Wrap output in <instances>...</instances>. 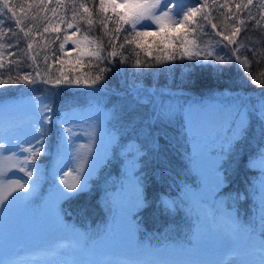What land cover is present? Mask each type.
Here are the masks:
<instances>
[{
	"label": "trees",
	"instance_id": "16d2710c",
	"mask_svg": "<svg viewBox=\"0 0 264 264\" xmlns=\"http://www.w3.org/2000/svg\"><path fill=\"white\" fill-rule=\"evenodd\" d=\"M181 2L187 7L198 6L189 0ZM9 3L15 7V16L6 10L0 12V18L5 21L0 25V44L13 47L0 49L3 53L0 62L4 64L0 79L31 73L35 83H25L21 79L18 84L0 85V114L21 101L41 95L46 97L52 109L50 118L54 123L53 129L47 131L51 144H44L38 154L30 155L41 167L35 190L24 200V207L30 210L31 217L37 216L47 197L56 189L51 172L55 155L52 151L65 147L62 118L72 109L97 105L103 111L105 132L113 133L115 138L108 156L89 177L87 187L74 190L57 202L60 220L82 231L83 248H94L101 240L111 238L112 222L118 214L115 193L121 190L127 175L128 158L135 155L138 165L133 172L145 200L144 206L131 215L135 246L139 250L155 248L158 256H164L171 247L197 251L203 241L196 231L204 222L190 191L199 183L197 155L192 149L199 134L188 126L187 107L192 103L202 106L213 100L235 105L247 103L250 108L247 121L225 130L228 133H224L220 143L223 156L218 168L222 183L213 193L210 222L215 228L217 216L222 211L232 212L235 228L248 239H254L250 252L255 256L264 239V216L259 209L258 192L262 170L254 163L264 153V116L261 115L264 76L259 77L260 84H253L251 79L264 71V0H252L247 8L239 9L236 6L248 4V0H200L208 7L197 15L191 26L203 25V31L207 33L200 35L197 31L195 34L202 56L211 50L228 59L232 49L243 44L239 55L242 59L246 56L250 62L251 76L245 74L244 66L239 62L224 71L217 70L214 57H209L211 64H196L179 58L157 64L155 55L159 53L155 49L152 57L140 53V59L151 66L137 67L136 57L132 54L134 46L129 45L123 50L119 47L125 33L121 32L117 39L116 25L112 21L107 22V27L98 22L101 19V15H97L99 0H9ZM38 4L42 6L37 8L35 5ZM80 4L92 10L94 23L91 26L87 24L88 14L79 7ZM16 19L21 21L24 31L29 32L27 37L15 24ZM9 27L12 32L7 31ZM235 28L241 31L234 38L235 43L228 44L223 36H231ZM65 35L71 36L75 43L70 47L65 43V50L61 51L60 44ZM193 35L189 31L188 39L191 40ZM110 40L116 41V50L123 51L128 62L121 63L119 55L108 56L113 47ZM28 43L32 44L30 50ZM96 43L103 46V61L89 54L96 51ZM248 49H254L255 55ZM57 56L63 61L66 74L82 79L85 74H90L89 83L57 86L37 78V67L42 76L48 72L46 64L52 66L53 78L59 76L61 64L55 62ZM45 57L49 58L47 62ZM12 60L19 63L11 65ZM9 68L13 70L9 72ZM99 68L107 69L104 78L91 84ZM165 100L172 101L168 115L162 113ZM163 195L171 198V206L162 201Z\"/></svg>",
	"mask_w": 264,
	"mask_h": 264
},
{
	"label": "rangeland",
	"instance_id": "374dc122",
	"mask_svg": "<svg viewBox=\"0 0 264 264\" xmlns=\"http://www.w3.org/2000/svg\"><path fill=\"white\" fill-rule=\"evenodd\" d=\"M154 27L147 30H154ZM68 34L71 35L70 32ZM66 44L68 47L72 46V39ZM162 104L165 109L163 115H168L172 101L165 100ZM44 105H48L46 97L33 96L0 114V195L8 186L15 187L17 181L28 188L27 192L17 189L8 200L17 195L27 197L38 184L41 167L30 155L37 149L41 150L44 144H51L52 139L47 131L54 126L52 118L44 122L41 116L42 112L44 116H51V112L43 109ZM249 114L247 103L235 105L228 101L213 100L202 106L192 103L187 107L189 126L199 134L193 144V151L197 155L200 183L191 193V198L195 200L203 218V226L198 231L203 242L198 253L172 247L167 250L166 259H161L157 257L155 249L151 251L147 247L137 250L134 244L131 215L145 203L141 186L133 172L138 165L135 155L128 158L127 175L123 179L121 190L115 195L118 214L112 222L114 234L111 238L103 240L94 250H85L81 246L82 231L71 228L60 220L57 202L70 192L87 187L89 177L108 156L109 147L115 138L113 133L105 132L102 108L95 105L72 109L63 122H60L65 125L60 126L62 130L69 129L63 137L67 141L66 146L52 151L55 155L62 152L54 157L53 167V172L60 178V185L47 197L35 218L24 207L25 199L14 201L0 214V264H218L222 259L223 264H261L260 249L255 256L252 255L250 249L254 239H248L245 233L235 228L232 212L222 211L217 216L215 228L210 222L213 193L222 183L218 168L223 156L219 148L222 137L224 133H228L225 130L243 125ZM41 125L43 135L35 131ZM37 140L40 142L37 143ZM21 148L28 151H21ZM262 156L264 154L254 162L263 168L258 182L259 209L263 217ZM25 160L28 162L25 163ZM21 167L27 171L35 169L33 176L29 178L26 172L20 171ZM72 184L75 188L69 191L68 185ZM142 256V261L137 260Z\"/></svg>",
	"mask_w": 264,
	"mask_h": 264
},
{
	"label": "snow or ice",
	"instance_id": "6c2138e0",
	"mask_svg": "<svg viewBox=\"0 0 264 264\" xmlns=\"http://www.w3.org/2000/svg\"><path fill=\"white\" fill-rule=\"evenodd\" d=\"M189 3L196 4L198 6L191 7L188 6L187 10H185V4L179 2V0H99V4L97 6V15H101L99 23H102L105 27H107V22L112 21L116 25L115 33L117 39L119 38L121 32H124L125 35L123 37V43L119 45L120 49L123 50L129 45H133L132 54L135 55V65L137 67H150L151 64L147 62H143L140 59V53L143 52L146 57H152L154 54V49L159 54L155 55V61L157 64L164 63L165 61H175L178 58L181 60L187 59L190 61H195L196 64H211L212 61L209 60V57H214L217 61V70L224 71L231 65L236 62L244 66L245 74L247 76H251L250 72V62L245 56L243 59L240 57L239 52L241 48L244 47L243 44H237L234 49H232L231 56L228 59H225L224 56L220 55L219 52L207 51L203 56L201 55L199 44L197 43L196 33L199 31L200 35H206L203 31V25H197L196 27H191L197 15L203 12L204 8L208 7L207 4H201L200 0H189ZM252 4V0H248V4L245 5H237L236 7L239 9L241 7L247 8ZM32 5H30L31 7ZM37 8L42 5H35ZM47 7V5H43ZM75 8V5H73ZM80 8L84 9V12L88 14L89 19L87 20V24L91 26L94 21L91 18L93 16L92 10L84 4L79 5ZM219 7H225V5H220ZM6 10L7 13H11L12 16H15V7L9 3V0H2L0 3V12ZM55 12V9H53ZM111 12L112 15L108 16L107 14ZM75 16V13H74ZM35 17H33L34 19ZM207 20V16L203 17ZM251 18V17H250ZM5 21L0 18V25H3ZM15 24L19 27L21 32H24L25 37L29 35V32L24 31V27L21 25V21L19 19L15 20ZM127 25L128 28L125 29L124 26ZM139 25V29H152L154 30H139L137 26ZM257 25H259V21H257ZM69 28L72 27V24L69 23ZM212 27L215 29L216 25L213 24ZM48 29L45 28V31ZM54 31L56 29H53ZM9 32H12L11 27L8 28ZM79 31V29H77ZM191 31L194 35L191 40L188 39V33ZM241 31L240 28H235L231 33V36L225 35L223 36V40L228 41V44L235 43L234 38ZM15 34V33H13ZM181 34L183 35V39H181ZM219 34V33H217ZM105 35H109V33H105ZM151 37L153 39L149 40ZM85 39H88L86 36ZM71 40V36L65 35L64 42L60 44V50H65V43ZM177 41L179 45H177ZM75 43V41H73ZM95 43V41H94ZM110 43L113 45L112 51L108 53L109 57L121 56V63L128 62V58L124 56L123 51H117L115 47L116 41L110 40ZM221 42H217L219 44ZM79 47V45H77ZM6 47H13V45L8 44H0V49H4ZM28 49L32 48V44L28 43ZM224 47H227L225 45ZM138 50V51H137ZM103 51V46L100 43H96V51L89 53L91 56L95 57L98 61H103L105 59L104 56L101 55ZM220 51H223L221 49ZM248 51H252L253 55H255L254 49H248ZM3 53L0 52V56ZM11 55V53H10ZM235 57V60L232 59ZM31 59L35 60V57H31ZM45 62L49 59L45 57ZM56 63L61 64V68L59 69V76L53 78L51 75L52 66L50 64H46L48 68V72L43 76L37 67L36 77L42 78L44 83H53L54 85H73L80 83H89L90 74H85L83 79L81 77H75L66 74L63 68V61L59 56L55 58ZM11 65H16L19 61L12 60L9 62ZM222 65L223 67H220ZM98 67V65H97ZM4 68V64L0 62V69ZM13 69L9 68L8 71L11 72ZM74 71V69H73ZM107 71L105 68H99V73L95 76L94 79H91L90 83L95 84L98 80H102L104 78L103 73ZM0 75H3V72H0ZM260 76H264V71H261L257 77H253L251 82L253 84L262 83L260 80ZM21 79L24 80L25 83H35V79L33 78L31 73H26L23 77H13L8 75L6 79H0V85H8V84H18ZM43 109L51 112L52 109L48 105H44ZM261 115L264 116V103L261 104ZM44 122H47L50 117L44 116L43 112L41 113ZM36 132L43 135L44 129L43 125L35 129ZM65 132H68L69 129H65ZM93 135H95V127L93 128ZM40 141L37 140V143ZM21 151H28V149L21 148ZM39 149L33 153V156L38 154ZM264 159V156H262ZM28 161L25 160V163ZM20 171L26 172V175L31 178L33 176V172L35 169L31 171H27L24 167L20 168ZM68 175V173H65ZM66 183V182H64ZM69 191L75 188V185H68ZM17 189H23L24 192L28 191V188L23 183L15 182V187L8 186L7 190L0 195V214H3L10 205L19 199H27L26 196H14L12 200H8V197L12 192L17 191ZM8 201L6 204L5 201ZM260 254H261V264H264V239L260 241ZM121 264H128V262H121ZM218 264H223V262H218Z\"/></svg>",
	"mask_w": 264,
	"mask_h": 264
}]
</instances>
